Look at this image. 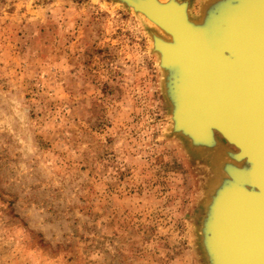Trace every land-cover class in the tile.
<instances>
[{
  "label": "rangeland",
  "instance_id": "obj_1",
  "mask_svg": "<svg viewBox=\"0 0 264 264\" xmlns=\"http://www.w3.org/2000/svg\"><path fill=\"white\" fill-rule=\"evenodd\" d=\"M154 33L119 0H0V264H206L224 157L174 132Z\"/></svg>",
  "mask_w": 264,
  "mask_h": 264
},
{
  "label": "water",
  "instance_id": "obj_2",
  "mask_svg": "<svg viewBox=\"0 0 264 264\" xmlns=\"http://www.w3.org/2000/svg\"><path fill=\"white\" fill-rule=\"evenodd\" d=\"M119 1L134 10H145L134 5L136 0ZM226 1L211 3L213 6L215 2L219 5ZM235 2L240 0H231L230 4ZM146 3L153 4L155 0ZM260 7V28L264 34V0L260 1ZM158 9L163 14L170 12L173 22L180 26V29H176L177 25L174 29L169 27L171 21L159 13L154 18L156 22L166 23L174 35V46L164 44L162 47L164 57L168 49L171 57L190 72L192 80L205 86L204 91L188 88L181 92L191 84L189 81L181 87L176 86L174 79L164 80L166 98L170 105L176 106L174 125L172 123L174 132L187 138L194 147L220 149L227 153L228 149L218 138L216 140L215 135H206L207 128L211 127L220 138L234 142L235 147L240 148L232 151L231 157L244 159L249 164L246 173L244 168H228L224 164L226 161L219 164L217 179L208 192L198 226L205 262L264 264V50L248 28L256 9L246 11L248 16L244 19L241 18L245 11L239 12L235 16L239 24H234V28V18H228L230 33L220 49L213 47L204 34L202 23L206 6L199 18L201 21L195 24L188 22L185 1L165 0L163 7ZM154 40L156 46L165 42L158 35H154ZM189 112L205 113L206 119L193 121Z\"/></svg>",
  "mask_w": 264,
  "mask_h": 264
},
{
  "label": "bare ground",
  "instance_id": "obj_3",
  "mask_svg": "<svg viewBox=\"0 0 264 264\" xmlns=\"http://www.w3.org/2000/svg\"><path fill=\"white\" fill-rule=\"evenodd\" d=\"M146 1L147 0H136L135 1L136 4L133 2L135 6L137 5V6L143 8L145 10H137V9L134 10L133 8H131V9L133 11L139 13L140 15H142L143 18L148 22V24L152 25L156 29V31L160 32L159 34L162 35L161 36V35H158L156 33L152 34V40H150L151 43L150 42L149 43L151 44V48L157 56V65H158V68L160 69V75L163 77V80H165V82H166L169 79H174V81L176 82V86L181 85V87H183L185 81H189V83H191V84H189L187 88H184V89L182 88L181 92L185 91V89H188V88L189 89H196L198 91H204L205 90L204 84H202V82H194L191 78L192 75L190 74V72L186 68H184L178 60H175L174 58L171 57L168 49L166 50L167 55H165V57H164V50L162 47L164 46V44H167L169 46H174V44H175V41L173 38L174 35H173L172 30L170 31L168 29V27L166 26V23L164 25L160 21L156 22L154 20V18H156V16H158V13H159V15L163 16V18L165 20L171 21V25H169V27L174 29L175 26L177 25L176 22H173V20L170 16L171 15L170 12H166L163 14V11H160L158 9V7H163L165 0H155V3H153V4L146 3ZM260 1L261 0H240L239 3L235 2V3L230 4L231 0H229V1L227 0L225 3L219 4V5H218L219 2H217V4L215 2L213 6H212L213 3H211V2L209 4L204 5V6H206V12L204 13L205 16H203L204 22L202 23V25H203V29L205 32L204 34H205L207 41L208 42L210 41L212 46L217 48V49L223 48L224 43H225V39L230 33V31L228 32V30H229L228 27L230 26V24L228 23V18H234L233 20H235V21H234L233 27H232V28H234V24H236V23L239 24L237 18H235V16L239 12L245 11L244 13H242L243 15L240 14L243 16V18H241V19H244V16L246 18L248 16V15L246 16V13H247L246 11L255 8L256 11L253 13V15L250 18L251 21H250V23H248V28L249 29L251 28V31L253 32V34L256 35V37L260 41L261 48L264 50V34L260 28V13H261V7L262 6L260 8H258ZM197 12H199V11H197ZM161 21H162V19H161ZM199 21H201V20L193 19V18H191V16H188V22H190L192 24H195ZM232 28H231V30H232ZM176 29H180V26L177 25ZM154 35H158V37H160L162 39V41H165V42H163L161 44L159 43L158 46H156V43L154 40ZM204 41H205V38H204ZM204 43H206V42H204ZM206 45H207V43H206ZM209 49H211L213 51V48L209 47ZM214 51H216V50H214ZM216 52L221 53L219 51H216ZM224 53H226L229 56V54L227 52H224ZM195 64L198 67V69L200 71H202L200 68V65L197 62H195ZM191 71H194V70L191 68ZM192 85H193V87H192ZM186 107H187V104H186ZM169 108H170L169 113L171 114L170 118H171V121L174 125L173 113H175L176 106L174 108L173 105L171 104ZM182 109H183V107L181 108V110ZM194 111H196V110H194ZM177 112H178V110H177ZM188 115L191 116L193 121H197L198 119H202V118L206 119L205 113H201V112L200 113L189 112ZM206 125H208V124H206ZM202 127H204V126H202ZM206 135H215L216 140L218 138V140H220V142H221V145L225 146V148L228 149L227 153H225V150L219 149V155H220V157H224V158H222V161H226L224 164L227 165L228 168H231V167L233 169L244 168L243 172H245V173L248 171V169H249L248 162H246L244 159L239 158V160H235L233 157H231L232 151L234 152V151H238V149H240L237 146L235 147L234 142H232V143H230L228 141L226 142L224 139H222V137L220 138L218 136L219 135L218 132L215 131V129H213L211 127L207 128ZM246 168H247V171H246ZM216 179H217V177H216Z\"/></svg>",
  "mask_w": 264,
  "mask_h": 264
}]
</instances>
